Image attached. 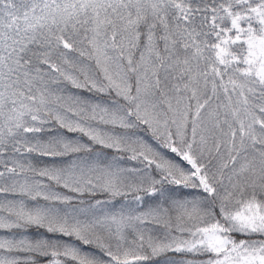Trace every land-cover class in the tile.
Segmentation results:
<instances>
[{
	"label": "snow or ice",
	"instance_id": "snow-or-ice-1",
	"mask_svg": "<svg viewBox=\"0 0 264 264\" xmlns=\"http://www.w3.org/2000/svg\"><path fill=\"white\" fill-rule=\"evenodd\" d=\"M0 264H264V0H0Z\"/></svg>",
	"mask_w": 264,
	"mask_h": 264
}]
</instances>
